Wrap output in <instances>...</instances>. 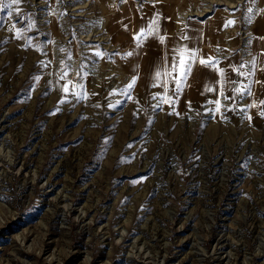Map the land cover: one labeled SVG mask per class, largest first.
Wrapping results in <instances>:
<instances>
[{"label":"rangeland","instance_id":"374dc122","mask_svg":"<svg viewBox=\"0 0 264 264\" xmlns=\"http://www.w3.org/2000/svg\"><path fill=\"white\" fill-rule=\"evenodd\" d=\"M0 3V264H264V0Z\"/></svg>","mask_w":264,"mask_h":264},{"label":"snow or ice","instance_id":"6c2138e0","mask_svg":"<svg viewBox=\"0 0 264 264\" xmlns=\"http://www.w3.org/2000/svg\"><path fill=\"white\" fill-rule=\"evenodd\" d=\"M13 3H18L19 0H12ZM11 5H5L3 3H0V8H4V7H10ZM17 12H19V9H17ZM11 14V13H10ZM153 27H155V25H153ZM143 31V30H141ZM17 33L19 34V30H17ZM163 39V37H161V40ZM197 57L194 54V52H189L187 58H185L184 56H180L179 58V62L177 64L175 58L173 59V63H172V69L174 72H177L178 74L174 77H172V79L175 81L176 84V93H179V91L181 90V87L183 86L184 80L186 79L187 75L189 74L190 71V64L196 60ZM200 63L201 64H206L208 67L212 68L215 67V65L218 63V61L212 60L211 58H209L208 60H205L203 58L200 59ZM218 71L223 72V69H218ZM240 75H246V73L244 72H240ZM157 76H160L161 73L157 72L156 74ZM135 81H136V76L134 75L132 77V80L130 81L129 85L127 86V90L130 91L134 86H135ZM161 87H165V91H167L166 86L164 84H161ZM71 89L69 86H65L64 91L67 93L69 92ZM211 90V89H209ZM241 93L243 95H250L249 92L244 91L243 89H240ZM161 103L164 102H172V97H165L164 95L157 93L156 94ZM130 98V96H129ZM226 99H235V97H225ZM214 103L216 104V110L219 111L221 105H220V100L217 99L214 101ZM113 105L109 104V107H112ZM261 115H264V112L261 113Z\"/></svg>","mask_w":264,"mask_h":264},{"label":"bare ground","instance_id":"6f19581e","mask_svg":"<svg viewBox=\"0 0 264 264\" xmlns=\"http://www.w3.org/2000/svg\"><path fill=\"white\" fill-rule=\"evenodd\" d=\"M114 44V43H113ZM114 46V45H113ZM261 67H262V65H261ZM261 67L259 66V64H258V67H257V70H256V79L257 78H261L262 77V74H263V70L264 69H261Z\"/></svg>","mask_w":264,"mask_h":264}]
</instances>
